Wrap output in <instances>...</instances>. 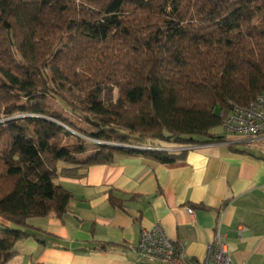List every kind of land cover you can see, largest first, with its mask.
<instances>
[{"label": "trees", "instance_id": "obj_1", "mask_svg": "<svg viewBox=\"0 0 264 264\" xmlns=\"http://www.w3.org/2000/svg\"><path fill=\"white\" fill-rule=\"evenodd\" d=\"M262 92L264 0H0V264L38 237L30 218H64L60 177L175 163L155 148L224 140L225 114Z\"/></svg>", "mask_w": 264, "mask_h": 264}, {"label": "crops", "instance_id": "obj_2", "mask_svg": "<svg viewBox=\"0 0 264 264\" xmlns=\"http://www.w3.org/2000/svg\"><path fill=\"white\" fill-rule=\"evenodd\" d=\"M222 141L185 146L171 164L121 155L83 177H60L73 194L68 212L30 218L38 237L21 241L7 264H142L129 246L156 224L198 259L219 225L234 264H264L263 147Z\"/></svg>", "mask_w": 264, "mask_h": 264}, {"label": "built area", "instance_id": "obj_3", "mask_svg": "<svg viewBox=\"0 0 264 264\" xmlns=\"http://www.w3.org/2000/svg\"><path fill=\"white\" fill-rule=\"evenodd\" d=\"M222 126L224 136L229 137L222 142L231 144L237 137H242L251 144L261 145L264 153V92L246 107L234 105L225 114ZM155 149L177 152L183 147ZM189 212L193 213V210L189 209ZM129 249L134 253L136 261L142 264H234L225 234L219 225L202 259L187 255L184 247L172 240L161 224L150 229L143 228L138 241L131 244Z\"/></svg>", "mask_w": 264, "mask_h": 264}, {"label": "rangeland", "instance_id": "obj_4", "mask_svg": "<svg viewBox=\"0 0 264 264\" xmlns=\"http://www.w3.org/2000/svg\"><path fill=\"white\" fill-rule=\"evenodd\" d=\"M64 93H65L66 95H68V97H70L72 100L78 101V97H77L76 95H74V93H72V91H70V89L65 88ZM60 103L62 104V103H64V102H63L62 100H60ZM68 113H71V112L69 111ZM70 115H71V114H70ZM214 132H215V133H219V134H223V133H225L224 128H223L222 125L216 127V128L214 129ZM88 140H89V144L87 145V148H88V150L92 151V150H93L92 148L94 147V144H95V143H99V142H97V141H95V140H93V139H88ZM161 144H164V143H161Z\"/></svg>", "mask_w": 264, "mask_h": 264}]
</instances>
